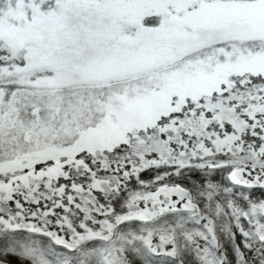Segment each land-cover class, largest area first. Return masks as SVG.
Segmentation results:
<instances>
[{
	"label": "snow or ice",
	"instance_id": "snow-or-ice-1",
	"mask_svg": "<svg viewBox=\"0 0 264 264\" xmlns=\"http://www.w3.org/2000/svg\"><path fill=\"white\" fill-rule=\"evenodd\" d=\"M0 264H264V0H0Z\"/></svg>",
	"mask_w": 264,
	"mask_h": 264
}]
</instances>
